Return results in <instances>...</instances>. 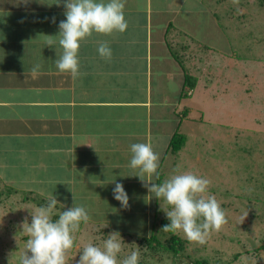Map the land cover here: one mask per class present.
<instances>
[{"label": "crops", "instance_id": "crops-1", "mask_svg": "<svg viewBox=\"0 0 264 264\" xmlns=\"http://www.w3.org/2000/svg\"><path fill=\"white\" fill-rule=\"evenodd\" d=\"M200 1L126 0V31L93 33L81 42V75L73 79L56 68L58 43H44L45 35L58 41L63 0H0V184L29 193L30 185L49 186L71 207L104 187V196L132 217L113 197L115 179L151 229L158 199L131 175L130 145L151 143L160 156L158 169L166 159L182 123V99H191L199 82L200 54L191 53L188 33L207 8ZM177 30L187 37L176 40ZM105 40L110 61L98 53ZM212 48V54L220 49ZM152 181L159 184L155 175Z\"/></svg>", "mask_w": 264, "mask_h": 264}, {"label": "rangeland", "instance_id": "rangeland-1", "mask_svg": "<svg viewBox=\"0 0 264 264\" xmlns=\"http://www.w3.org/2000/svg\"><path fill=\"white\" fill-rule=\"evenodd\" d=\"M199 4L207 8L204 6L203 13L192 19L188 33L191 53L198 51L203 59L199 62L198 56L196 61L199 82L192 98L182 99L178 110V119L182 120L178 132L186 139L177 153L168 151L158 173L162 182L177 169L209 179L207 194L221 203L228 222L204 245L188 241L187 249L177 258L162 251L154 255L140 241L156 231L148 230L142 221L138 203L129 201L131 217L112 198L104 196V187L98 188L97 193L91 192V198L85 196L81 198L86 200L73 202L84 206L91 219L81 223L75 233L67 257L69 264H76L84 244H100L106 239L104 231L120 233L124 241L121 259L138 249L143 264H193L201 260L205 264H264V249H258L264 245V0H239L238 5L232 0H202ZM213 30L216 32L211 33ZM175 33L176 40L184 39L178 30ZM212 46L220 52L212 54ZM29 187L33 193L18 191L8 196L10 187L0 184V264H19L27 240L22 224L25 219L31 222L29 209L53 195L58 201L57 213L64 210L63 205L71 204L59 201L64 196L49 192V186ZM28 195L35 200L23 201ZM100 196L98 202L96 197ZM165 207L163 200L157 201L159 217H166ZM155 222L157 230L158 220Z\"/></svg>", "mask_w": 264, "mask_h": 264}, {"label": "clouds", "instance_id": "clouds-1", "mask_svg": "<svg viewBox=\"0 0 264 264\" xmlns=\"http://www.w3.org/2000/svg\"><path fill=\"white\" fill-rule=\"evenodd\" d=\"M232 3L238 5L239 0H232ZM63 4L66 19L58 25L59 31L55 35L58 41L52 35H45L44 43L48 47L58 43L62 52L55 60L56 68L75 79L81 75L78 58L81 42H86L93 33L108 36L126 31V0H63ZM98 53L102 59L111 60L112 49L108 41L98 42ZM40 67L35 65L33 74ZM130 151L129 167L134 173L131 175L139 177L149 194L163 200L168 206L162 208L170 221L162 227L163 231L182 234L190 243L204 245L213 232L221 231L227 224V214L221 203L214 195L207 194L211 185L209 179L192 171L177 169L162 183H154L152 177H159L160 156L151 143H133ZM110 182L115 184L114 199L120 202L121 207H129V197L123 184L115 179ZM57 203L53 195L45 205L29 209L31 222L25 219L22 224V232L27 240L19 264H69L67 257L74 246L75 233L80 230L81 223L87 224L91 217L84 206L74 203L72 207L57 213ZM56 216L58 218L54 219ZM123 242L118 231L109 233L100 244L89 241L83 245L76 264H139L138 249L120 258L124 252Z\"/></svg>", "mask_w": 264, "mask_h": 264}, {"label": "trees", "instance_id": "trees-1", "mask_svg": "<svg viewBox=\"0 0 264 264\" xmlns=\"http://www.w3.org/2000/svg\"><path fill=\"white\" fill-rule=\"evenodd\" d=\"M193 84H194V81H192V86ZM185 139H186L185 135L180 134L179 132H176L171 138L169 149H171L172 152L177 153L182 148L185 142ZM161 177H162L161 174H159V177H158L159 184L162 183ZM9 191L10 193L8 196H10V194L17 193V190H14L11 187L9 188ZM28 200H35V199H32L30 195L23 196V201H28ZM41 201H43V203L42 202L38 203L39 206L45 205L48 202L44 200H41ZM56 208H59L58 205L56 206ZM63 209L66 210L67 208H63ZM158 213L159 212H157L155 215V221L158 220L159 228L157 230L155 229L157 222H154V224L151 226V229H153V231H156V232L152 233L148 237L140 238L141 244L142 245L145 244L148 250H150L151 254H154V255L158 254L159 251L170 253L171 255H174L175 258L179 257L178 256L179 254L183 255V253L187 249L188 241L182 238L180 235L163 231L162 227L169 223L167 222L166 217H164L163 215L159 217ZM57 217L58 216L54 217V219H56ZM161 231L164 233V236H162V238L159 237V233ZM104 232L105 233L102 232L103 235L109 234L107 231H104ZM158 237L161 239V241L159 240ZM260 248L264 249V245H261L258 249ZM255 249L256 248H254V250ZM205 263L206 262L204 260H201V261H195L193 264H205ZM139 264H143L142 261H139Z\"/></svg>", "mask_w": 264, "mask_h": 264}]
</instances>
